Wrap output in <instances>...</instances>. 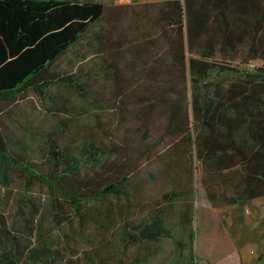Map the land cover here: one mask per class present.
<instances>
[{
  "label": "trees",
  "instance_id": "1",
  "mask_svg": "<svg viewBox=\"0 0 264 264\" xmlns=\"http://www.w3.org/2000/svg\"><path fill=\"white\" fill-rule=\"evenodd\" d=\"M3 4L10 12L8 16L0 13L4 15L0 19V178L5 185L11 184V170L19 169L30 182L47 183L52 191L57 188L79 207L87 200L120 193L126 180L123 174L121 180L89 195L85 182L71 180L76 177L80 160L65 151L51 137L52 133L46 139L51 148L44 159L54 167L40 171L24 159L22 156L30 149L26 146L17 151L10 143L15 137L1 116L29 93L41 101H55L49 89L54 85L68 86L76 94L87 96L93 108H107L103 93L89 88V83L87 87V81L92 77L101 83L111 80L116 96L124 98L117 101L119 107L125 106L133 95L137 96L135 104L146 105V110L135 118H152L159 107L171 101L175 109L169 114L170 120L175 125L177 116L180 127H172L170 132L182 138L188 133L189 113L184 101L190 80V107L199 124L195 142L198 158L203 162L201 183L210 202L206 221L219 231L210 236L204 256L221 259L232 243L226 230L220 228L216 209L264 196V66L247 68L255 59L264 62V0H169L159 8L163 21L160 31L156 27L154 31L131 34L112 31L114 28L116 32L118 23L130 10L114 12L108 4L96 0H0ZM79 42L93 51L84 54L76 70L57 71L56 62ZM131 44L141 48L138 53L144 52L146 46H160L163 52L159 49L156 53L164 56L155 58L151 54L145 67L136 62L140 56L133 59L129 55L133 54ZM129 60L132 61L128 64ZM143 70L147 75L141 73ZM214 74L220 79L212 78ZM99 86L104 88L106 84ZM93 138L84 137L82 150L90 154L89 161L99 163L110 151ZM123 169L119 165L116 171ZM64 181L73 183L75 191L66 189ZM212 217L215 221L209 223ZM138 227L142 239L158 240L167 235L181 251L186 249L160 215ZM9 235L7 218L0 210V264H51L48 256L43 258L45 246L29 248L26 253L12 244ZM135 238L136 235L131 236ZM212 238H216L214 243ZM97 256H87L91 259L89 264H126L123 257L116 255Z\"/></svg>",
  "mask_w": 264,
  "mask_h": 264
},
{
  "label": "rangeland",
  "instance_id": "2",
  "mask_svg": "<svg viewBox=\"0 0 264 264\" xmlns=\"http://www.w3.org/2000/svg\"><path fill=\"white\" fill-rule=\"evenodd\" d=\"M105 25H108L106 21ZM162 25L160 9H153L146 16L129 11L118 23L116 32L114 28L112 31L114 34H131L154 31L156 27L160 31ZM161 48L146 46L144 52L138 53L141 48L131 44L133 54L129 55L133 59L140 56L136 62L146 67L151 54L155 58L164 56L156 53L159 49L163 52ZM90 50L93 48H73L62 57L59 65L73 69L74 63L82 59L79 55H88ZM263 66L262 59H255L247 68L255 70ZM141 73L147 75L144 70ZM96 78L88 79L87 87L89 83V88H98V92L103 93L104 106L109 107L115 102L112 109L93 108L87 96L76 94L68 86L54 85L49 91L55 101H41L29 93L1 118L7 124L8 132L15 137L10 143L17 151L27 146L30 151L22 157L31 161L38 170L47 172L54 167L44 159L51 148L46 139L52 133L51 137L65 151L80 160L74 173L76 177L71 180L85 182L89 195H96L103 186L121 180V176L126 174L123 190L118 194L87 200L78 207L57 188L52 191L47 183L30 182L26 173L12 169L9 186L0 178V210L7 218L12 244L17 248L20 246L26 253L29 248L45 246L47 251L43 258L48 256L51 264H71L69 260L89 264L91 259L87 256L98 254L123 257L126 264H209V259L219 261L220 257L204 256L210 236L219 231L213 225H207L206 221L209 198L201 183L203 162L198 158L195 142L199 124L190 107V80L184 101L189 113L186 119L188 133L178 138L176 133L170 132L172 127H180L177 116L175 125L170 120L169 114H173L172 109H175L171 101L159 107L152 118H135L146 110V105L135 104L137 96L133 95L127 98L125 108L119 107L116 103L121 98L115 94L114 82L102 81L106 87L101 88L99 85L102 83ZM212 78L220 79V76L214 74ZM89 135L110 151L99 163L89 161L90 154L83 153L82 141ZM119 165L124 166L120 172L116 171ZM72 185L71 182H63L66 189L75 191ZM239 203L237 207L218 208L222 220L220 227L226 223L237 237L246 235L251 241L264 240V196ZM247 209L250 214L245 213ZM244 213L250 220H243ZM156 215L163 217L174 238L186 246L185 250L181 251L167 235L158 240L139 237L138 226L152 222ZM213 218L208 222L215 221ZM132 235L137 238L131 239ZM3 238L6 241L7 235ZM216 238L211 239L212 243ZM217 247L221 245L217 244Z\"/></svg>",
  "mask_w": 264,
  "mask_h": 264
},
{
  "label": "crops",
  "instance_id": "3",
  "mask_svg": "<svg viewBox=\"0 0 264 264\" xmlns=\"http://www.w3.org/2000/svg\"><path fill=\"white\" fill-rule=\"evenodd\" d=\"M39 1V0H37ZM103 2L105 4H108L113 10L115 11H120L122 8H127L128 10H133L136 12H140L143 15L149 14V12L153 11V9H159L163 3L169 0H96ZM184 2V0H181ZM13 11V9L11 10ZM0 13L4 14L5 16H8V7L6 5H0ZM117 13V12H116ZM0 15V19H4ZM127 15V14H126ZM1 22V21H0ZM114 22V21H113ZM117 23V21L115 20ZM77 48L81 47L82 49L89 48L87 45L84 44V42L77 44ZM76 48V46H75ZM80 59L78 63H74L73 69H64L59 65L60 60L64 55L56 62L55 67L57 68V71H60L63 73V71H74L76 70L80 65L83 60L84 54L79 55ZM251 200V199H250ZM208 203V202H207ZM240 204V203H239ZM239 204H233L229 205L227 208H231L232 206L237 207ZM210 205V202L209 204ZM241 205V204H240ZM224 208V207H222ZM242 208V206H241ZM216 212L219 214L218 209H216ZM240 209V213H241ZM246 214L249 213V210L247 209ZM245 213L243 216H245ZM250 214V213H249ZM243 220L248 221L250 220L248 217H244ZM253 220V219H251ZM222 222L220 218V223ZM222 229H225L228 237L231 240L232 247L227 249L225 252H223V257L216 263V264H264V240H260L258 242V239H254L251 241L250 236L243 235V237H237V235L233 233V231H230L227 228V224L225 223L224 227H220ZM233 230V229H232ZM248 230V229H247ZM249 240V241H248ZM245 241V242H243ZM251 243V244H249ZM253 245L252 249L250 250V247ZM255 248V249H254Z\"/></svg>",
  "mask_w": 264,
  "mask_h": 264
}]
</instances>
